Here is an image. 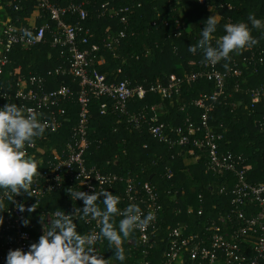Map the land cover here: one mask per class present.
Listing matches in <instances>:
<instances>
[{
  "label": "trees",
  "instance_id": "trees-1",
  "mask_svg": "<svg viewBox=\"0 0 264 264\" xmlns=\"http://www.w3.org/2000/svg\"><path fill=\"white\" fill-rule=\"evenodd\" d=\"M2 1L12 22L20 27L27 26L33 12L38 10L37 4L33 1ZM51 1L59 6H66L71 0ZM83 1H86L85 8L89 12V17L83 21V25L91 30L90 45L97 43L102 47L96 53L95 66L106 74L109 81L127 80L133 86L167 85L173 75L183 77L187 73L198 71L204 62L203 55L199 49L196 53H191L189 47L197 45L209 17L215 16L218 20L216 38L225 34L223 30L225 24L248 22L250 14H255L258 19L264 18V0H206V4L217 5L218 15H213L207 5L201 4L199 0H78ZM229 3L233 5L232 9L228 7ZM105 4L118 8L130 6L128 21L122 22L121 15L108 13L103 15ZM16 5H19L18 9ZM68 20L71 23L81 21L78 15L70 16ZM44 22L45 20L41 19L37 25L40 27ZM189 23L194 26L189 28L187 25ZM249 26L251 27L250 24ZM122 30H127V36L121 44L112 50L106 48L103 40L111 32ZM252 34L259 40L254 48L258 47L264 51V30L252 29ZM52 41L51 33L47 32L44 41L34 47L23 48L18 45L10 54L11 63L6 67L5 73L0 75V88L15 93L19 81L26 80L34 74L44 75L60 65H68V48L55 47ZM212 43L215 46V40ZM86 47L80 45L81 49ZM102 58L104 62L100 61ZM236 58L237 55H233L230 61H222L220 68L223 69L225 63L228 66L233 65ZM119 69L122 70L121 73H118ZM258 70L259 72L255 74L252 73V69L244 71L245 77H248L247 83L242 82L244 92L248 88L264 85V63L259 64ZM48 81L51 89L65 83L79 90V81L71 75L50 77ZM235 81L230 80L228 91L232 89ZM214 91V83L200 80L185 84L181 93L174 95L172 99H164L160 94L150 92L144 99L134 98L129 107L133 113L146 112L150 117L156 116V123L164 124L168 128L182 126L188 118L199 123L202 110L194 105V101L199 99L202 93ZM238 98L250 105L248 94L235 93L231 100ZM105 102L109 108L103 113L102 106ZM222 102L211 112V122L223 123L225 126L222 149L244 155L247 158L249 181L264 182V137L256 122L264 114V100L254 114H246L242 106L233 109L224 104L225 101ZM16 103L20 106L19 101ZM112 104L108 98H92L89 105L91 145L86 151L85 159L88 166H97L104 173L118 174L123 180L133 176L138 185L151 182L157 186L164 207L159 216L160 229L152 237L148 249L151 264H164L167 232L179 223H185L188 225V233H195L198 238L202 236L211 221H219L221 214L230 210L231 195L220 193V189L225 186L231 187L235 182V176L231 173L225 176L213 174L207 170L203 159L198 162H187L186 151L189 147L171 148L160 142L150 133L147 124L136 128L127 122L124 115L115 111ZM64 107L67 111L64 127L58 133L50 134V140H47L48 144L59 148H63L72 140L73 128L79 121L80 105L77 96L66 101ZM158 111L162 112V115L157 116ZM49 156L50 151L47 150L43 157L48 159ZM35 160L37 161L38 157ZM38 165V170L42 169L39 163ZM70 184L67 182L66 186L45 196L39 205H35V197L26 194L25 214L29 221L27 229L35 235V243L39 240L37 230L42 213L45 210L68 209L72 204V199L67 194V190L71 188ZM125 187V181H120L113 189V194L120 197L121 209L130 205L124 199ZM10 204L11 200L6 199L5 207L0 209L3 211L0 213L3 218L0 232L4 230L6 210ZM33 205L36 209L29 213L27 208ZM253 211L257 212V208L254 207ZM122 218L114 217L116 225ZM75 223L77 231L81 234L91 233L89 226L82 222ZM138 236L139 233L136 231L123 243L127 257L125 264H143L144 247L130 244L131 241L137 240ZM96 253L106 260L114 255L107 241ZM109 264L119 262L115 261L113 256Z\"/></svg>",
  "mask_w": 264,
  "mask_h": 264
},
{
  "label": "built area",
  "instance_id": "built-area-1",
  "mask_svg": "<svg viewBox=\"0 0 264 264\" xmlns=\"http://www.w3.org/2000/svg\"><path fill=\"white\" fill-rule=\"evenodd\" d=\"M37 4L38 20L45 22L39 27L37 24L17 26L9 19L1 28L0 36V75L5 73L6 67L11 63L10 54L20 45L23 48H31L42 43L46 33L50 32L53 38V46L68 48V65H60L49 70L44 75H31L26 80L17 83L15 93L3 91L0 88V107L7 103L16 104L36 114L41 122L49 125L42 138H36L34 145L27 148V154L38 157L37 162L42 166L40 175L35 178L33 185V197L35 205H39L42 199L71 183L70 187L75 191H84L89 194L101 191H110L120 181H125L126 187L124 199L129 204L138 205L142 212L147 214L151 211L155 219L145 231H138L139 236L131 241L132 246L144 247L143 264H151L149 260L150 251L148 246L152 237L160 229V213L163 204L158 193L157 186L151 182L138 185L136 178L129 176L123 180L118 174L104 173L97 166H88L85 154L91 145L89 138V105L92 98H108L113 104L112 108L127 118V122L141 128L148 125L150 133L160 142L171 148L177 146L189 147L186 153L188 158L194 162L203 159L207 170L215 175L225 176L231 173L235 176L234 184L220 189V193L231 195V208L228 212L221 214L219 221H211L199 238L195 233H188V225L179 223L171 228L166 235L167 246L164 253V264H264V182L252 183L248 179L247 158L242 154L232 151H224L222 143L225 141V126L223 123L213 124L211 112L217 105L223 103L236 109L244 107L245 113L254 114L257 107L264 100V85L248 88L246 92L242 89V82L247 83L244 71L253 70V74L259 72V64L264 63V51L257 48L244 50L237 55L234 64L220 68L222 61L216 65L201 63L198 71L187 73L183 77L173 75L167 85L138 84L133 86L127 80L109 81L106 74L95 66L96 53L101 50L100 44H92L91 30L83 25L89 17L85 8L86 1L78 2L71 0L66 6H59L51 0H29ZM201 4L218 15L217 5L206 4V0H199ZM3 5V1L0 0ZM19 5H16L18 9ZM223 7V5H221ZM228 7L232 9L230 3ZM103 15L111 14L120 16L122 22L128 21L130 6L118 8L103 5ZM78 15L80 22H69L70 16ZM264 20V18L262 19ZM50 22L53 24H50ZM264 30V28H261ZM31 33L32 38L24 35L25 31ZM127 36V30L111 32L103 40L106 48L112 50L121 44ZM80 45H86L81 49ZM104 62V58L100 60ZM252 67V68H251ZM122 70L119 69L118 73ZM116 73V72H115ZM71 75L79 81V90L62 83L51 89L48 79L50 77H61ZM231 79L235 83L230 91L228 85ZM200 80L214 83L215 91L204 92L194 105L202 110L199 123L186 119L182 126L168 128L164 124H157L156 116H149L146 112L133 113L130 111V103L134 98L144 99L148 93H158L164 99H172L179 95L185 84H192ZM248 94L250 105L243 99L231 100L234 94ZM77 96L80 112L79 121L73 128V138L63 148L47 143L50 134L58 133L66 123V108L64 103ZM18 106V105H17ZM109 108L107 102L102 106L103 113ZM155 109V107H154ZM184 109V107H182ZM27 114V111H26ZM264 137V114L256 120ZM46 140V141H45ZM50 151L48 159L43 154ZM172 172H169V176ZM201 200L203 197L200 196ZM6 200V199H5ZM27 204L26 193L14 197L13 202L6 210L4 219V230L0 232V262L5 263L6 256L10 250L23 249L27 251L32 243H35V235L29 231L27 226H22V221L27 220L25 211L20 212L17 205ZM70 206V207H69ZM68 209H60L66 213L75 214V208H83L82 199L72 201ZM257 208V212L253 208ZM192 211V207H190ZM56 210H45L38 223V238L51 226ZM45 217V218H44ZM41 219L44 220L43 223ZM82 222L91 228V232H99L97 222ZM98 242L95 251H99L104 244Z\"/></svg>",
  "mask_w": 264,
  "mask_h": 264
},
{
  "label": "clouds",
  "instance_id": "clouds-1",
  "mask_svg": "<svg viewBox=\"0 0 264 264\" xmlns=\"http://www.w3.org/2000/svg\"><path fill=\"white\" fill-rule=\"evenodd\" d=\"M206 21L201 38L196 46L189 47V51L196 53L199 49L204 62L209 65L228 62L233 55L256 46L259 40L253 36L252 29L264 28V20L250 14L248 22L225 24V34L216 38L218 20L211 16ZM24 35L32 38L27 30ZM224 66L227 68L228 64L225 63ZM48 127L36 114L16 104L7 103L0 107V209L5 207V199L13 202L18 195L26 193L33 196L34 180L40 172L38 162L27 154V148L34 145L36 138H42ZM67 194L72 201L82 199L83 208H75V214L57 209L51 226L47 231L43 228L38 242L32 243L27 251L10 250L5 264H109L113 256L119 264H125L127 257L124 241L137 230L145 231L155 219L151 211L145 214L136 204L121 209L120 197L110 191L89 194L69 188ZM17 207L20 212L25 211L23 204H18ZM35 209L33 205L27 211L32 213ZM114 217L123 218L116 225ZM44 220L41 219V222ZM79 220L96 221L99 232L81 234L74 222ZM28 224V220L22 221V226ZM2 225L3 218L0 216V226ZM103 241H107L114 251V255L107 260L95 251L96 244Z\"/></svg>",
  "mask_w": 264,
  "mask_h": 264
},
{
  "label": "crops",
  "instance_id": "crops-1",
  "mask_svg": "<svg viewBox=\"0 0 264 264\" xmlns=\"http://www.w3.org/2000/svg\"><path fill=\"white\" fill-rule=\"evenodd\" d=\"M38 16H39V11L36 10L35 12H33V14L31 15V17L29 18V24H35L38 23ZM9 19H11V16L9 15V13L6 11V7L4 5H2V3H0V36L2 35L1 32V28L3 27V24L8 21ZM189 28L193 27L194 25L189 23L187 24ZM157 116L162 115V112L158 111L156 113ZM189 163L194 162L192 158H188L186 160Z\"/></svg>",
  "mask_w": 264,
  "mask_h": 264
}]
</instances>
